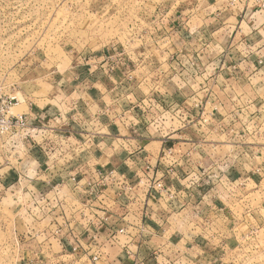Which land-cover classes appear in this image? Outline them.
I'll return each mask as SVG.
<instances>
[{"label": "crops", "instance_id": "1", "mask_svg": "<svg viewBox=\"0 0 264 264\" xmlns=\"http://www.w3.org/2000/svg\"><path fill=\"white\" fill-rule=\"evenodd\" d=\"M147 19L141 47L84 56L62 100L27 105L23 113L39 121L43 136L26 138L19 155L0 139V207L8 193L63 194L71 177L83 185L110 171L130 181L157 173L176 198L131 204L109 187L89 220L56 207L34 221L52 246L23 264H202L206 231L236 229L239 221L206 182L231 161V179L244 178L249 171L238 162H249L250 145L259 150L264 140V0H181ZM141 100L146 107L136 109ZM192 213L205 218L189 223L200 230L195 237L181 227Z\"/></svg>", "mask_w": 264, "mask_h": 264}, {"label": "rangeland", "instance_id": "2", "mask_svg": "<svg viewBox=\"0 0 264 264\" xmlns=\"http://www.w3.org/2000/svg\"><path fill=\"white\" fill-rule=\"evenodd\" d=\"M180 1L0 0V95L18 99L20 103L12 108L13 114L23 113L28 104L48 105L51 100L63 99L70 89V76L79 73L76 69L82 66L84 56L99 57L121 45L130 50L138 48L148 31L146 22L151 21L148 14H163ZM124 88L132 92V88ZM260 143L259 150L250 145L249 162H238L249 171L244 178L236 175L232 180L231 171H227L236 161L220 163L228 179L236 181L234 187L226 184L225 178H214L213 184L206 185L213 186L214 196L239 223L235 230L224 232L228 235L214 239L207 237L215 231H206L202 264H264V140ZM230 149L222 147L223 153ZM53 194L47 197L52 204L39 207L40 211L33 197L8 193L2 200L0 264H23L25 260L33 263L40 260L44 244L52 246L34 221L50 215L56 207L68 212L73 203L70 191L59 194L60 201L51 198ZM182 218V231L190 236L200 232L191 228L190 224L198 220L193 213Z\"/></svg>", "mask_w": 264, "mask_h": 264}, {"label": "built area", "instance_id": "3", "mask_svg": "<svg viewBox=\"0 0 264 264\" xmlns=\"http://www.w3.org/2000/svg\"><path fill=\"white\" fill-rule=\"evenodd\" d=\"M143 40V36H142ZM143 45V42L140 44L139 47ZM124 47V46H122ZM138 47V48H139ZM115 49L116 48H111ZM114 50V51H115ZM20 102L15 96H1L0 95V139H2V147L5 145L8 150H11L14 152V154H20L23 152V145L26 138L34 139L35 136H43V129L41 128V124L39 121H34L35 117H30L28 114L25 113H19V114H13L11 112L12 108L17 106ZM147 104V103H146ZM135 107L138 109L145 108L144 100L139 101ZM144 112V111H143ZM37 120V119H35ZM45 140V139H43ZM47 147H50L48 145ZM54 147V146H52ZM45 150L42 149L44 156L48 155V150L46 149V146L44 147ZM57 148L55 147V150L52 151V153L57 152ZM169 153L170 151L167 150ZM164 155V154H163ZM215 168V167H214ZM216 169V168H215ZM218 173V175H217ZM99 180L95 183H85V184H79L75 177L70 178V188L67 189V191H70V199L73 202L70 204V211L74 209V212L81 213V219L89 220L90 216L96 215V212L99 208L96 206V203L100 201V199L103 197L104 192L109 187H116L117 192L119 195L123 196H129L130 199H132L131 204L135 203H141L145 204V202L148 199H158V197H164L167 199V203L169 205L172 204L174 199L176 198V193L168 187L165 182L163 181L162 176H157V173H154V176L151 179L144 178L141 176H138L135 178V180L130 181L124 178L123 176L119 175L116 171H110L106 173H99L98 174ZM219 179V181L223 178L227 179L226 184H232V186H235V182L230 181L227 177V175L224 173V169L217 168L215 172V176L211 179H207L208 182H211L213 184L212 179ZM218 180L216 181V183ZM206 184V185H207ZM208 188L207 191H214L213 186H206ZM53 199L59 200L58 195L61 192V188L59 189H53ZM214 192L212 196H214ZM42 196H39V198H34L33 196V203L35 205V208L39 210V207H43L45 204L50 206L52 202L48 200L46 197L47 194L41 193ZM193 195V193H192ZM214 198L217 200V198L214 196ZM44 203V204H43ZM77 203V204H76ZM76 205H78L76 207ZM100 210V209H99ZM40 211V210H39ZM194 216L203 223H205V218H202V216L199 213H194ZM94 221L98 220V224L105 222L106 220L99 219L98 216L92 218ZM203 225V224H202ZM61 228V227H60ZM59 227L54 230V236H58L60 233ZM142 231V229H141ZM72 232H70L71 235ZM124 229H118L115 231V234H123ZM207 235V233H206ZM220 237L215 235V233L211 234L207 238L214 239L215 237ZM115 235L111 236V240H113ZM62 246L64 248L70 249L69 252L71 253H77L79 251L78 245H69L67 244L65 239H62ZM98 260L97 255H93L91 257V262H96Z\"/></svg>", "mask_w": 264, "mask_h": 264}]
</instances>
